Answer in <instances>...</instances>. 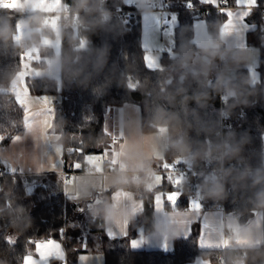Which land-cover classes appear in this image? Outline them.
<instances>
[{
	"label": "trees",
	"instance_id": "obj_1",
	"mask_svg": "<svg viewBox=\"0 0 264 264\" xmlns=\"http://www.w3.org/2000/svg\"><path fill=\"white\" fill-rule=\"evenodd\" d=\"M61 1L70 15L56 14L50 23L61 25L60 79L35 78L30 85L35 95H61L56 131L61 137L66 168L83 172L87 156L106 153L111 137L105 129V120L111 107L136 104L146 117L151 101L162 96L178 108L179 118L174 130L169 127L165 157L152 164L153 170L176 164L180 159H193L200 169L224 166L223 179L208 181V173L198 175L204 195L214 186L223 185L224 194L207 201V208L224 205L225 212L237 219L239 228L264 210L258 199L264 192V183H256L258 177L264 176V0H257L258 6L246 18L256 25L248 33L247 43L259 48V80L251 84L249 71L240 68L225 85L213 73L184 70V65L192 62L199 50L194 42L197 19L205 21L214 41L219 40V29L227 15L217 12L212 4L190 0L189 8V0H170L169 11L177 18L173 53L164 52L163 66L151 69L142 45L140 13L120 14L129 8L124 0ZM47 15L39 10L23 15L20 10L10 12L0 8V29L9 30L7 41L0 39V84H9L22 68L25 48L15 41L19 23L28 26L27 42L38 43L43 35L54 34ZM41 49L45 55L53 54L48 46L41 45ZM221 89L231 93L222 99ZM24 119L25 111L16 97L0 93V136L9 141L22 134ZM105 167L106 172H113L110 162ZM136 180H122L118 185L136 192L142 209L129 221L127 235L111 237L105 221L115 185L99 194L92 207L86 200L68 202L62 178L57 174L34 177L12 173L0 177V264H23L36 247L30 240L62 242L67 261L73 264L83 251L102 253L104 264H191L200 257L213 264L221 263V257L226 264H264V244L255 248H200L199 223L193 224L189 237L175 240L171 251L132 248L131 241L140 233L155 230V195L159 192L165 195L167 210H182L193 198L195 183L191 176L179 184L162 180L149 189L144 174ZM172 191L182 193L175 206L166 197ZM88 205L97 211H93L91 223L81 225L75 214ZM88 225L91 237L86 235ZM10 232L15 237L12 243L7 238ZM85 239L87 249L83 250L80 244Z\"/></svg>",
	"mask_w": 264,
	"mask_h": 264
},
{
	"label": "rangeland",
	"instance_id": "obj_2",
	"mask_svg": "<svg viewBox=\"0 0 264 264\" xmlns=\"http://www.w3.org/2000/svg\"><path fill=\"white\" fill-rule=\"evenodd\" d=\"M49 2V0H0V8L10 12L20 10L23 15L42 10L52 19L60 10H56L58 9V0H52L51 3L53 5L45 8ZM140 21L142 26V45L146 50L145 60L148 56L154 57L155 60L151 69L161 68L163 66L161 62L162 54L164 52L173 53L175 42L174 28L177 24L176 15L167 11L143 10L140 13ZM49 25L54 29V34L43 35L38 43L27 42L30 33L27 24L24 23L23 27H18L15 41L25 48L22 68L9 84H0V93L13 94L25 111L24 132L9 141L0 136V166L9 165L15 171L20 168L27 172H55L50 170H55L59 161L64 164L61 137L56 131V117L61 103V95L59 93L35 95L31 92L30 85V80L35 78L49 77L56 80L60 79L61 25L56 22ZM163 26H166V30L161 29ZM196 28H198L199 32L201 31L199 24L196 25ZM41 45L52 48L53 54H43ZM81 45L84 47L86 41H83ZM214 61L217 62V60ZM212 64L211 71L208 73L218 76L219 65L213 62ZM246 64L249 67L251 66L246 69L250 73L251 84H255L259 80L257 67H255V70L253 69V66H256L253 65V61H248ZM207 69H209L208 65L195 60L184 65V70L188 73L205 72ZM255 72H257V78L253 79ZM228 93L230 94L231 91ZM130 106L134 107L135 111L127 116L125 139L118 141L114 135H110V145L105 149L106 153L104 155L87 156L86 163L90 164L95 171L102 170L105 167V163L110 162L112 170L114 169L111 172L112 174L119 172V170L126 173L127 171L133 172L131 170L143 166L145 160L160 161L164 159L169 146V127L174 130L178 125V108L169 99L162 96L156 97L151 101L148 114L142 120V114H138L136 108L138 105L130 104ZM134 154L137 158L131 159L130 157ZM189 161L194 162L193 159H180L177 163ZM116 169L119 170L115 171ZM118 176L121 178L120 180L117 179L118 177L111 176L112 179H115V182L110 183L108 186V190L114 185L116 188L112 194V202L106 209L105 221L107 233L114 235V237H120L125 232L127 233L129 221L135 218L142 209L140 196L136 192L118 185L122 180L129 181L132 179L137 181V177L135 175L132 177L130 174ZM160 182H162V178L157 175L156 181L147 183V186L151 188ZM33 186L34 183L29 186L28 190L31 189L32 191ZM177 192L181 193L180 191L166 193L167 199L170 196L174 197ZM89 208L88 205L85 209L81 208L83 211L79 212L80 214H75V219H78L81 225L92 222L93 214L95 215L97 209ZM94 210L95 212L93 213ZM88 228L89 225L87 230ZM86 235L91 237L89 230L86 231ZM7 238L13 242V232H10ZM86 241L85 239L80 244V248L83 250L87 249ZM85 253L83 251L79 254L80 264H89L92 260V258H89V254ZM93 253L94 264H104L103 254L100 252ZM51 264H68V262L65 258L64 261H53Z\"/></svg>",
	"mask_w": 264,
	"mask_h": 264
},
{
	"label": "crops",
	"instance_id": "obj_3",
	"mask_svg": "<svg viewBox=\"0 0 264 264\" xmlns=\"http://www.w3.org/2000/svg\"><path fill=\"white\" fill-rule=\"evenodd\" d=\"M49 1L50 2L47 3L45 8H49L53 5V3H51L52 0ZM124 1L128 4L140 0ZM218 1L220 0H213V2L217 3ZM240 3L248 5V7H238L237 0H226L227 8L224 12H227V20L219 29L218 41H214L212 36L208 33L203 19H197L195 21L196 25L199 24L200 32L194 24V42L199 48L194 60L209 66L207 71L201 72L205 74L211 71L210 69L213 66L212 62L217 63L219 65L218 76L222 85L234 79L236 69H239V67L250 68L251 66L249 67V65L246 64L248 61H253V65H256L253 66L254 70L256 69L255 67H258L259 49L251 47L247 43V35L256 28V25L247 22V17L244 19V15L253 10V8H251L253 0H240ZM64 7L62 1L58 0V9L56 10L59 11ZM167 12L173 13L171 11ZM161 29L166 30L163 29V27H161ZM214 60H217V62ZM256 78L257 72H255L253 79ZM136 108L138 114L141 113L140 107L138 106ZM133 111H135V109L131 107L130 104L110 108L109 112L111 117L105 120V129L110 135H114L116 140L120 141L125 139L126 119ZM144 119L145 117L142 115V120ZM61 162L62 161H59L55 170H50L55 172H27L20 168H17V171H15L13 167H11V169L13 173L34 177L57 174L62 178L63 193L68 202L74 201L77 203L86 200L92 207H94L98 195L106 191L110 183L115 182V179H112L111 176L119 177L118 175L122 174L134 176L130 171L126 173L119 169L115 170H119V172L112 174L111 172H106L104 167L102 170H94L93 173H84L82 171H75V169L68 170L65 163L62 164ZM154 162L155 161L145 160L143 166L131 171L134 172L139 169H149L148 171L153 170L152 164ZM86 166L93 168L88 163ZM152 188L153 187L149 189ZM180 198H178V200ZM215 199L216 198L210 194H203L201 198H193L185 209L167 210L164 202L165 195L162 192L157 193L155 195V230L148 234L142 235V233H140L134 240L142 241V245L134 249L171 251L175 240L187 238L192 234L193 224L195 223H199L200 225L199 246L205 250L255 248L264 244V210L257 212L246 226L239 228L237 227L238 223L235 216L227 214L218 207L207 208V201ZM193 201L200 202L202 206L201 210H193L191 208ZM228 232H233L234 237L228 238ZM238 241H246V243H240ZM165 247H167V250H165ZM85 254H89V258H92L89 264H94V255H92L94 253L86 252ZM65 258L67 259V254L62 242L56 240H42L36 243L35 249L25 257L23 264H26V261L29 260L31 264H51L53 261H64ZM78 260L76 264H80V257ZM191 264L213 263L209 259L200 257Z\"/></svg>",
	"mask_w": 264,
	"mask_h": 264
},
{
	"label": "built area",
	"instance_id": "obj_4",
	"mask_svg": "<svg viewBox=\"0 0 264 264\" xmlns=\"http://www.w3.org/2000/svg\"><path fill=\"white\" fill-rule=\"evenodd\" d=\"M169 3L170 0H140L137 2H132L129 5V8L127 10H121L120 14H123L125 12L127 13H141L143 10H155V11H169ZM219 8L216 7L217 12L223 13L225 9L227 8L226 0H220L218 1ZM58 15H64L68 16L70 15V12L67 8H63L60 10ZM73 23H76V14H73ZM48 24L51 23V18L48 17V15L45 17ZM23 21V20H22ZM163 29H166V26H163ZM228 92L224 89L220 90V96L222 99L228 97ZM105 168L108 169V166ZM225 167L222 166L219 169H200L195 166L193 161L185 162V163H176L174 165H170L167 167H164L161 170H150L146 172H136L135 175L140 178L141 175H145V179L148 182H155L156 176L160 175L163 181H169L174 182L176 184L184 183L186 182L191 176L194 177L195 183H194V193L193 198H201L203 195V185L198 179V175H201L202 173H208V181H213L214 178L218 177L223 179L225 174ZM84 173H93L94 170L90 167H85L83 170ZM12 169L9 165H1L0 166V177H3L7 174H12ZM220 210L225 211L224 205L220 204L218 206ZM228 238H233L234 234L233 232L227 233ZM222 264H226L223 257L220 259Z\"/></svg>",
	"mask_w": 264,
	"mask_h": 264
},
{
	"label": "snow or ice",
	"instance_id": "obj_5",
	"mask_svg": "<svg viewBox=\"0 0 264 264\" xmlns=\"http://www.w3.org/2000/svg\"><path fill=\"white\" fill-rule=\"evenodd\" d=\"M201 3H204V4H212L213 6L219 8L218 3H217V2H213V0H201ZM237 6H238V7H248V5L241 4V3H240V0H237ZM257 6H258V4H257V0H253V3L251 4V8L254 9V8L257 7ZM188 7H189V8L192 7V4H191L190 0H189V3H188ZM224 14L227 15V12H224ZM250 14H251V12H247V13L244 15V19H245L247 16H249ZM246 26H247V25H246ZM146 60H147V64H148V66H149L150 68H153V62H154L155 58H154V57H151V56H148V57H146ZM73 167H74V166H73ZM29 192H31V189H29ZM181 194H182V193L177 192L176 195H175L174 197H171V196H170V198H169V202L172 203L173 206H175V203H176V201L178 200V198H179V196H180ZM201 207H202V206H201L200 202L193 201L192 204H191V208H192L193 210H201ZM80 210L83 211L82 209H80ZM61 231L63 232L64 230H61ZM124 235H127V233L125 232ZM109 236L114 237V235H109ZM8 242H9V243H12L11 239H9ZM29 243H30V244H35V243H37V242H36V241H33V240H30ZM141 245H142V241H139V240H134V241L131 242V247H132V248H138V247H140ZM85 247H86V245H85ZM165 250H167V247H165ZM26 264H31V261H30V260H29V261H26Z\"/></svg>",
	"mask_w": 264,
	"mask_h": 264
},
{
	"label": "clouds",
	"instance_id": "obj_6",
	"mask_svg": "<svg viewBox=\"0 0 264 264\" xmlns=\"http://www.w3.org/2000/svg\"><path fill=\"white\" fill-rule=\"evenodd\" d=\"M24 26V22H21L20 25H18V27H23ZM9 38V30L6 29H0V39H3L5 41H7V39ZM131 159H136V155H132L130 157ZM118 180H120L121 178H117ZM256 183H264V176H260L257 178ZM211 196L216 197V196H222L224 194V190H223V185L222 184H218L216 186H214L210 193ZM258 199L260 200V202L262 204H264V192H261L258 196ZM240 243H246V241H238Z\"/></svg>",
	"mask_w": 264,
	"mask_h": 264
}]
</instances>
